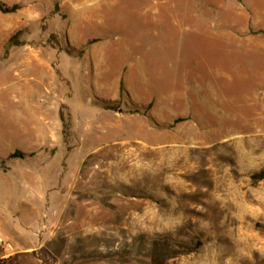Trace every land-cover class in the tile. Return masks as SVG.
<instances>
[{
	"label": "rangeland",
	"instance_id": "obj_1",
	"mask_svg": "<svg viewBox=\"0 0 264 264\" xmlns=\"http://www.w3.org/2000/svg\"><path fill=\"white\" fill-rule=\"evenodd\" d=\"M0 2L22 21L0 11V264H264V92L254 112L262 83L246 81L262 62L246 43L206 42L195 0H114L104 25L71 24L64 0ZM196 75L189 117L164 121L155 97Z\"/></svg>",
	"mask_w": 264,
	"mask_h": 264
},
{
	"label": "crops",
	"instance_id": "obj_2",
	"mask_svg": "<svg viewBox=\"0 0 264 264\" xmlns=\"http://www.w3.org/2000/svg\"><path fill=\"white\" fill-rule=\"evenodd\" d=\"M65 3H70V11L68 12V20L71 24L74 25H92V24H98V25H104L105 20L108 18L109 14L112 11V3L111 1L114 0H64ZM72 1V2H69ZM192 0H187V5H191ZM67 4V5H68ZM230 0H195L194 6L195 9L192 11L189 7L187 8L188 16L194 20L193 23H197L198 19L199 22H203L205 24H208L210 18H214V22L212 24V30H209L206 32L207 40L206 42H242L246 43L249 48L250 52L252 53L251 56L255 58V56L260 59L262 63H259V66H254V69L256 70V73L254 74L253 67H251V74L247 78V82L250 81V85L253 87L255 84L259 82L262 83V88L260 89V93L256 96L255 101L252 102L253 111L257 112L258 109H261V104L263 101V92H264V74H259L257 71L261 69V67L264 65V36H259L257 38H240L237 36V32L241 33H247L249 29H255V30H264V0H248L249 5V12L246 10L244 12L239 11L238 14L231 16L230 14ZM203 11V13H201ZM227 14V18L224 19L223 15ZM19 12L9 14L11 18L8 20L7 29L9 30H16L20 27L22 21L21 17H18ZM18 17V18H17ZM106 17V18H105ZM110 18V16H109ZM240 20L243 23L239 24L236 21ZM211 24V20L209 22ZM241 23V22H240ZM214 25V27H213ZM214 28L216 31H213ZM210 29V28H209ZM251 42H260L258 45H251ZM130 50L127 48V51ZM105 56L107 55L104 54ZM254 64V63H252ZM127 66L130 71L137 74L139 76V80H143L141 76L143 75L141 72L136 70L134 67H129V65L122 64L121 67ZM252 66V65H251ZM102 65V69H103ZM256 67V68H255ZM110 69V68H109ZM104 71L107 73L108 76H106V79L110 78L112 74L111 71L108 69H104ZM195 71H199V67L195 66ZM195 72V73H197ZM147 74V73H146ZM21 78L22 73L15 74V78ZM200 78L196 75L193 78H190L189 82L187 83V86L183 88L184 86L177 84L172 85V88H170L167 92L171 93L170 96H160L159 98L155 97V100L159 103V105H164V108L166 110V113L162 115V118H164V121L170 122L174 120L175 118L179 116H187L189 117V112L187 111V107L184 106L182 99L184 100L189 99V102H191L195 99H197L200 94H202V87L199 85ZM252 80L254 82L252 83ZM140 81V91L137 96L142 101H152L154 100L153 97H151L150 87L151 85L145 84L142 85ZM21 85V84H19ZM17 84L11 83V87H16ZM171 84L169 83L168 87H170ZM155 87H159L155 84ZM164 89V88H162ZM165 90V89H164ZM188 95V96H187ZM192 98V100H191ZM170 103H175V110L170 109ZM157 108V107H156ZM189 108V107H188ZM250 111V110H249ZM248 111V112H249ZM256 116V114H255ZM259 119V122L256 124L250 125V126H262L264 125V119L262 117H257ZM190 124V123H189ZM247 126V125H245ZM174 133H169L168 135H172ZM166 135V134H163ZM177 135V134H176ZM199 134L196 133L195 137L197 138ZM191 139V138H190ZM193 143L195 146L190 145ZM186 146L185 150H196L199 151V142L190 141L187 144H184ZM182 155L181 157H183Z\"/></svg>",
	"mask_w": 264,
	"mask_h": 264
},
{
	"label": "trees",
	"instance_id": "obj_3",
	"mask_svg": "<svg viewBox=\"0 0 264 264\" xmlns=\"http://www.w3.org/2000/svg\"><path fill=\"white\" fill-rule=\"evenodd\" d=\"M21 9L20 5H13L11 7L3 4L2 2H0V11L3 13V14H13V13H16L18 12L19 10ZM56 11H58V2L56 4ZM23 33V31H19L17 32L10 40H9V44L10 45H13V46H19V40L18 38L21 36V34ZM51 40H54V36L51 37ZM104 108L107 109V110H117L119 109L116 105H118L117 103L116 104H113V103H104ZM34 156V153H25V152H22V151H17L13 154H11L9 156V159H12V160H24L28 157H33ZM252 180L253 182L257 183V182H262L264 181V171L256 174V175H253L252 176Z\"/></svg>",
	"mask_w": 264,
	"mask_h": 264
}]
</instances>
